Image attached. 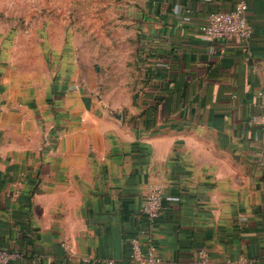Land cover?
I'll return each mask as SVG.
<instances>
[{"label":"crops","instance_id":"obj_1","mask_svg":"<svg viewBox=\"0 0 264 264\" xmlns=\"http://www.w3.org/2000/svg\"><path fill=\"white\" fill-rule=\"evenodd\" d=\"M240 1L248 52L199 32ZM142 5L124 107L85 91L71 56L52 55L40 78L16 72L0 42V248L19 255L9 264H138L131 240L154 186L163 209L143 239L159 264H264V0Z\"/></svg>","mask_w":264,"mask_h":264},{"label":"rangeland","instance_id":"obj_2","mask_svg":"<svg viewBox=\"0 0 264 264\" xmlns=\"http://www.w3.org/2000/svg\"><path fill=\"white\" fill-rule=\"evenodd\" d=\"M142 2L0 0V42L11 45L16 72L40 78L52 55L71 56L85 91L124 107L143 45Z\"/></svg>","mask_w":264,"mask_h":264},{"label":"built area","instance_id":"obj_3","mask_svg":"<svg viewBox=\"0 0 264 264\" xmlns=\"http://www.w3.org/2000/svg\"><path fill=\"white\" fill-rule=\"evenodd\" d=\"M247 4L245 1L238 2L232 9L227 11H213L207 14L199 32L213 41H224L237 38L244 42L242 50L248 52V41L252 35V29L245 16ZM263 97V96H262ZM163 198L161 189L154 186L148 189L142 204L143 226L139 230V236L131 240V258L138 264H159V257L154 244L146 239L155 222L161 215ZM199 255L205 258V252ZM18 253L0 248V264H9L18 258Z\"/></svg>","mask_w":264,"mask_h":264}]
</instances>
